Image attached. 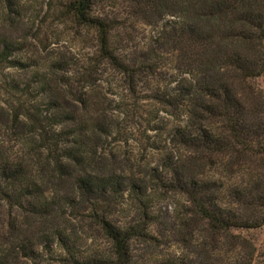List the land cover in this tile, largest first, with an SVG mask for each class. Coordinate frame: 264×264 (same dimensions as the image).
<instances>
[{
  "label": "rangeland",
  "instance_id": "obj_1",
  "mask_svg": "<svg viewBox=\"0 0 264 264\" xmlns=\"http://www.w3.org/2000/svg\"><path fill=\"white\" fill-rule=\"evenodd\" d=\"M67 1L0 0V163L10 159L24 173L35 172L55 206L50 219L34 217L30 200L13 198L17 192L0 176V249L9 252L8 264H76L56 244L41 245L40 258L27 259L21 243L34 231L61 229L84 257L110 248L88 205L70 204L76 179L90 174H117L139 186L112 200L111 220L145 225L150 237L133 246L142 264L196 261L205 243L220 258L228 240L211 234L165 172L168 161L186 153L173 139L180 119L161 111L153 89L141 86L131 96L114 69L97 63L96 33L74 21ZM96 12L119 19V48L147 55L158 28L129 17L126 0H97ZM172 57L161 52L153 88H173L182 78ZM259 83L264 89V78ZM247 237L257 248L253 264H264V228Z\"/></svg>",
  "mask_w": 264,
  "mask_h": 264
},
{
  "label": "trees",
  "instance_id": "obj_2",
  "mask_svg": "<svg viewBox=\"0 0 264 264\" xmlns=\"http://www.w3.org/2000/svg\"><path fill=\"white\" fill-rule=\"evenodd\" d=\"M126 2L129 17L158 28L147 55L134 56L116 45L119 19L98 14L97 0H68L66 7L74 21L96 33L99 65L114 69L131 96L141 86L153 89L150 97L161 111L180 119L173 139L186 153L179 162L166 163L170 186L187 197L214 237L228 240L218 259L216 246L205 243L198 260L168 259L163 264H253L257 248L247 233L264 228V89L259 83L264 78V0ZM161 52L173 56L182 70V78L173 81L176 86L164 91L153 88ZM0 176L17 192L7 197L28 198L34 217L50 219L55 206L40 191L35 172L24 173L20 164L7 159L0 163ZM126 184L117 174H90L75 182L78 195L70 204L88 205L109 249L84 257L76 241L57 228L34 231L30 240H23L24 256L36 261L41 245L56 244L76 264H142L133 246L150 237L145 225L117 226L111 220L112 200L122 197L130 186ZM132 184L129 188H139ZM237 249L242 254L235 255ZM8 253L0 249V264L9 263Z\"/></svg>",
  "mask_w": 264,
  "mask_h": 264
}]
</instances>
